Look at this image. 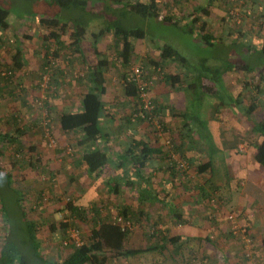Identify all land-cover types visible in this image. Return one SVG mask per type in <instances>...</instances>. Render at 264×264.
Masks as SVG:
<instances>
[{"label":"rangeland","instance_id":"obj_1","mask_svg":"<svg viewBox=\"0 0 264 264\" xmlns=\"http://www.w3.org/2000/svg\"><path fill=\"white\" fill-rule=\"evenodd\" d=\"M158 1L161 9L168 2V0ZM206 1L180 0L171 12L162 10L161 13L175 18L182 24L181 17L189 19L198 8L204 6ZM261 3L264 6V1ZM211 5L208 29L214 36L213 46L206 45L195 34H188L181 25L144 19L132 14L124 15V12L119 10L123 6H119L116 11L108 12V16H105L103 3H92L85 13L88 29L81 45L82 54L74 51L70 45L69 36L65 35L62 39L65 42V48L59 53V57L55 58L53 53L57 49L56 45L53 42L44 44L43 36L49 30L41 27L39 20L43 17H56L64 21L67 18L78 17L79 13L52 5L49 0H0V7L5 9V20L10 26L9 30L4 32V41L0 45V133H8L12 130L10 125L12 116H17L20 127L26 130L22 144L15 143L2 148L0 168L11 176L10 189L14 194L18 192V195H14L1 185L0 201H3L2 205L9 209L13 242L22 240L21 236L24 233L19 236V232L15 230V227L21 224L16 202L14 204L16 198L22 195L23 207H31L33 212L30 211L29 214L36 217L40 223L36 242L39 252L37 257L40 256L41 259L35 257L33 250L25 248V251L23 248L31 264L63 262L71 254V247L67 243L69 238L63 237L60 233L52 234L49 226L51 223L57 224L64 220L68 222L65 217L71 215L68 212L64 213L63 207L74 200L77 203H84L85 200L88 206L91 205L89 207L93 206L92 210L101 206L111 214L110 217L118 215L117 209L123 204L131 205L136 212L139 210L148 215L151 214L152 218L149 217L147 223L139 216V212L132 221L137 227L136 231L147 235L153 229L169 234L170 228H175L169 223L153 225L158 220L162 221L160 204H152L147 200L142 203L139 190L129 191L124 180L119 182L121 187L119 195L110 194L105 182L95 188V182L87 176L80 165V153L76 148L77 135L65 133L59 127L58 118L61 114L79 109L82 96L86 92L80 79L86 75L87 66L96 64L101 56L107 57L112 62V66L106 73L107 94L104 97L106 103L110 105L109 113L112 117L106 121L105 126L109 135L108 145L112 159L122 154L133 140L144 139L152 147L161 148L163 154L157 157L152 166L174 165L175 170L185 174V176H179V186L188 184V189L196 188V190L192 189L193 194L200 197L208 208H212L207 217L216 223H221L219 228L223 232L230 230L234 237L230 238V241H236L233 247L237 246L238 250L246 255L250 264H262L264 227L260 226L262 231L256 234L259 237L256 240V235L251 231L248 223L252 225L257 219H264V208L261 207L264 205V194L254 191L255 186L249 183L242 186L243 188L240 182H236L233 186L227 185L228 167L223 161L225 151L222 148H225L224 144L230 143L234 137L231 136L230 139L229 135L224 134L219 139L218 133L213 131L210 138L202 142L203 146L198 144L197 148L203 152L201 154L195 152L212 160L215 176L211 179L210 173L199 175L197 168L190 163L191 154L194 151L190 154L184 148L183 153L186 158L183 159L175 147L181 144V136L185 134L189 136V139L191 138L188 144L193 145V140L199 138L198 135H201L202 131L191 127L190 130L191 122L173 117L167 109L162 110L160 118L152 117L150 123L132 120L130 117L134 104L132 100L125 98L122 92L118 74L120 60H117L119 49L114 45V40H109L113 34H106L103 37V43L97 47L100 57L95 54L93 48V35H98L110 21H119L128 27L143 30L146 34L145 39L133 42L135 53L129 71L133 72V68L136 67L143 68L148 78L154 82L149 97L156 104L160 105L162 100L171 110L185 112L191 109L192 113L205 122L206 127L213 126L215 111L220 103L225 105L219 109L222 114L224 109L228 113L235 112L236 109H246L252 102L257 103L259 98L264 103V67L260 68L259 64L255 63L260 60L256 54L255 58H248L249 51L247 52L246 49L249 47L259 50L261 42L264 41V18H261L264 9L263 11L257 9L260 3L256 0H214ZM127 9L128 7L125 8ZM93 12L99 17H89V14ZM101 14L104 16L102 17ZM164 45L171 46L180 57L185 58L193 71H203L205 67L210 69L209 73H203L207 79H203L200 86L215 84L216 93L203 95L199 87L191 98L186 91V85H183V89L180 90L169 89L150 63V61L158 60L160 48ZM46 46L49 49L50 67L43 66ZM241 46L245 48L243 51ZM17 49H20L24 55L25 62L21 69L15 67L13 60ZM243 61L252 63L251 67L255 72L249 73L234 68V65H242ZM260 65L264 66V61ZM163 71L172 75L181 73L186 78L185 81H191L190 74L178 63L166 64ZM214 71L218 73L214 74ZM45 77H49V81L46 82ZM128 118L131 119L130 124L127 122ZM228 131L232 135L235 134L233 130ZM246 135V140H249L251 131L248 130ZM50 140L54 141L52 146H50ZM238 144L239 142L235 146L237 151L234 157L236 158L239 152ZM209 146L217 152L213 153L211 149L207 153ZM30 163L34 166L31 167ZM109 167L110 170L112 166ZM121 177L123 178V175ZM166 180L164 176H157L151 179V186L155 187L159 193L160 185L165 184ZM135 183L144 187L147 181L136 180ZM219 184H221L220 189ZM21 189L22 194L19 192ZM250 189L253 190V195L247 193ZM38 192L42 193L41 198H38ZM160 226L165 228L161 230ZM73 227L79 230L82 241L86 242L92 228L91 222L82 221ZM177 230L175 228L173 232ZM6 236L7 226L0 211V249ZM224 239H228L226 234ZM153 243L156 244L152 241L151 244ZM195 248L197 247L194 245L185 247L182 259L180 257L172 259L174 260L172 264L214 263L213 259L202 255L199 249L192 250ZM240 258L232 260L233 264L236 263L234 261L241 262ZM109 261L110 264H164V262H171V259L164 258L160 251H151L140 254L133 260L116 258Z\"/></svg>","mask_w":264,"mask_h":264},{"label":"trees","instance_id":"obj_2","mask_svg":"<svg viewBox=\"0 0 264 264\" xmlns=\"http://www.w3.org/2000/svg\"><path fill=\"white\" fill-rule=\"evenodd\" d=\"M52 5H58L60 8L66 10H73L79 13L76 18H67L64 21L59 20L56 17H43L39 20V25L43 28H47L49 31L46 35L43 36V42L49 43L53 42L56 45V50L53 53L55 58L59 57V53L65 48V42L62 40L65 35L69 36L70 45L74 48V51L77 54H82L81 45L83 40L86 37L88 22L85 20V13L88 10V7L92 3H103L105 16H108V12L116 11L121 7L123 14H132L143 17L144 19H155L171 25H181L188 34L199 36V38L206 43L208 46H213L214 36L208 29V18L210 17L211 3L214 0H207L204 6L198 8L195 13L190 16L189 19L186 17L182 18V24L175 18L168 17L166 19H161L162 10H167L171 12L176 4L180 0H168L164 5V8L160 6L158 0H49ZM126 4V5H124ZM115 8H114V7ZM128 7L127 10L125 8ZM6 11L0 7V45L4 41V32L9 30V24L5 20ZM103 15V16H104ZM102 16V14H101ZM100 16V17H101ZM102 16V17H103ZM95 17H99L95 15ZM261 18H264V14L261 15ZM183 25V26H182ZM112 33L114 45L117 49V60H120V68L118 71L119 80L121 83L122 92L125 98L133 101L134 109L131 114L132 120H137L139 123L142 122H151V118H160L162 110L167 109L169 113L175 117L180 118L188 123L191 122L192 126L189 128H196L202 131L201 135L198 136L204 140H208L211 136L210 131L207 129L205 122L201 121L194 113L190 111L178 112L176 110L168 109L166 105L156 104L153 100L151 101L153 109L151 110H140L143 107L142 100L140 99L139 90L137 84L133 81V72L129 71L131 68L133 57H134V40H144L146 34L143 30L135 29L128 27L121 22L110 21L107 23V26L100 30L98 35L94 36L93 48L95 54L100 57V53L97 50V41L100 38H103L106 34ZM262 45L259 50L251 49L247 47L248 58H255L258 56L260 58L258 63L260 68V63L264 61V41L261 42ZM241 51H243V46H241ZM49 49L46 46L45 53V62L44 67H50L51 61L49 58ZM257 58V59H258ZM15 67L21 69L24 65V55L20 49H17L16 54L13 58ZM172 62L178 63L186 72L190 74L189 79L191 81H185L186 78L182 76L181 73L172 75L164 73V67L166 64H171ZM244 62V61H243ZM153 70L160 75L161 80L165 85L171 90H180L183 89V85H186V91L189 92L191 98H193L194 92L200 87L203 95L206 93L215 94L216 87L215 84L201 85L203 79H207L204 76L205 73H209L211 70L204 68L203 71L195 70L193 71L185 58L180 57L176 51L169 45H164L160 48L158 60L150 61ZM252 63L244 62L242 65H234V68L239 71L255 72L251 67ZM112 66V62L105 56H101L98 62L94 65L87 66L86 75L80 79V82L84 84L86 92L82 96L80 107L74 112H65L61 114L58 118V124L60 129L68 134L77 135L76 148L79 150V161L80 165L91 178L97 188L101 183L107 184V189L110 194L119 195L120 184L119 182L124 180L126 187L129 191L135 189L139 190L141 185L135 183L136 180L140 182L147 181L150 187V191L146 190L143 198H150L147 194H151V178L146 177L145 171L154 164L157 157L163 154L161 148L152 147L144 139L133 140L131 145L125 148L122 154L116 155L112 159V154L110 147L108 145L109 135L106 132V121L109 118H112L109 110L110 105L106 103L104 97L107 94V79L106 73ZM259 68V69H260ZM145 73V72H144ZM218 72L214 71V74ZM261 71L259 72V74ZM264 73V72H263ZM145 80L151 81L152 85L150 91L154 86V82L148 78L145 74ZM199 84V86H198ZM150 94V93H149ZM202 99V96H201ZM192 101V100H191ZM238 104V102L236 103ZM224 103L218 105V109L215 111V117L220 114L219 109L223 108ZM259 106L252 102L249 107H247L246 114L249 119L252 131L261 137V140L256 144V154L255 161L257 164L264 168V121H255L253 118V113ZM143 117L140 115L141 113ZM131 119L128 118V124L131 123ZM10 125L12 130L8 133H0V159L3 156L2 148L11 146L12 144L19 143L22 144V140L25 138L26 130L20 127L17 116H12L10 119ZM190 128V130H191ZM153 130L155 128L153 127ZM181 144L175 149L179 151L181 157H184V148L185 142L188 143L189 136L187 134L181 136ZM198 145V143H197ZM195 145V147L197 146ZM212 148L209 146L208 150ZM34 151L33 148H31ZM191 151H194L193 149ZM212 152L216 153L217 151L212 149ZM187 160V159H186ZM39 162V161H38ZM191 163V162H190ZM14 164V163H13ZM192 165V164H191ZM212 160L209 158L206 162H202L196 166L197 172L199 175H204L207 172H212ZM30 166L33 167L34 165ZM109 166H112L109 170ZM175 169L173 165L171 169ZM172 169V170H173ZM119 172V174H118ZM123 175V178L121 177ZM119 179V180H118ZM134 179V181H133ZM3 185L11 193L12 180L11 176L3 171L0 168V186ZM15 192V191H14ZM21 194L23 190L19 191ZM14 194V193H13ZM41 192H38V198H41ZM18 195V192L16 194ZM166 196V195H165ZM153 197V195H152ZM22 195L19 198H16L18 215L20 219V225L15 227V230L19 232L22 240L13 242L12 240V225L9 219V209L2 205L3 201H0V211L4 216V221L7 226V236L0 249V264H31L28 261V257L25 253V248L28 250H33L35 257H37L38 244L36 242L39 222L36 220V217H32L29 213L33 212L31 207H23ZM40 200V199H39ZM151 200V199H150ZM155 201V194L152 201ZM163 201V200H158ZM73 202L68 203V205L63 207L64 213H69L70 217H65L68 222L65 220L59 223H51L49 226V231L52 234L60 233L63 237L68 238V231L75 229L73 226H76L79 222H91L92 228L90 229L89 236L80 247L75 246L72 241H67L71 247V254L63 262H49V264H107L109 259L112 258H123L126 260H133L138 257L140 254L149 253L151 251L157 250L159 247L155 246L152 243L156 239L161 240V242L172 243L178 252L176 253L177 257L182 259V249L185 247L183 244H178V238H172L169 234L163 233L157 229H153L152 232L147 235L146 233L134 231V235L139 237L142 241L139 249H135L131 243V236L129 233L122 231L119 226L112 225L109 221L105 223L103 218H101V213L98 210V207H95L93 210L88 206V203L85 202ZM132 209V208H131ZM127 206H119L117 211L118 215L123 217L125 220L133 221L137 212L132 211ZM93 213V217L91 216ZM64 218V219H65ZM72 227V228H71ZM17 235V234H16ZM67 240V239H66ZM24 248V250H23ZM162 249V248H161ZM181 253V254H180ZM41 259L40 256L37 257Z\"/></svg>","mask_w":264,"mask_h":264},{"label":"crops","instance_id":"obj_3","mask_svg":"<svg viewBox=\"0 0 264 264\" xmlns=\"http://www.w3.org/2000/svg\"><path fill=\"white\" fill-rule=\"evenodd\" d=\"M260 1L262 2L264 0H260ZM256 2L260 3V6L258 5L257 9L263 11L264 9L263 4L258 0H256ZM89 15H90L89 17L93 16V18H95L96 14L93 12L90 13ZM103 39L104 38L98 39L97 47L103 43ZM109 40L113 41V37ZM137 41H141V40H137ZM260 45H262V43ZM255 49L258 50V48ZM256 104L257 105L259 104L258 106L261 105L260 106L261 108L259 107L256 110V112L253 113V118L255 119V121H264V103L261 102L259 98ZM161 105H164V101L162 100H161ZM227 113L228 112L224 109L223 114L220 112L218 116L214 117L212 122L213 126L207 125V129L211 132V135L212 133H214L213 131H216L218 133L216 134L217 136H219V139L220 136L224 134L229 135L230 139L231 136L234 137L233 140L230 141V143L224 144L225 148H222L225 151L223 161L224 163L226 162L228 167V171L226 174L228 178L227 185L233 186L236 182H240V186L241 188H243L242 186L249 183L252 186L253 185L255 186L254 191H257L259 194H264V168L259 164H257L255 161L256 144L261 140V137L252 131L249 119L247 118L248 115L246 114L245 108L236 109L235 112L229 111V113L228 114ZM228 130H233L235 134L232 135L228 133L229 132ZM248 130L251 131V135H250V139L246 140V136H247L246 133H248ZM189 140H191V138ZM193 141H194L193 145L187 143L185 144V148L190 154L192 153L191 150L192 149L194 150V153L191 154L192 156L190 161L191 164L194 167H196L198 166V164L202 162L204 163L207 160H209V158L206 159L205 157H202V155L200 154L203 151L197 148L198 146L197 143L200 146H203L202 142L203 141L206 142V140L199 137L194 139ZM237 142H239L237 146L239 152H238V157L236 158L234 156H236L235 152L237 150L235 146ZM195 145H197L196 148ZM195 151L200 154H197ZM206 152L208 153L210 151L207 150ZM152 165L148 168L147 171H145L146 177L154 179L155 177L161 175L167 178L165 184H163V181H161L163 185H160L158 189L159 193L157 192V189H155V187L153 188V186H151V194L150 192L147 194L150 197L148 199H146L147 197L143 198V196L146 195L144 194L146 190L150 191V187L148 186L149 184L147 183L146 186L139 187V194L141 195L140 201H142V203H144V201L147 200L149 203L152 204L158 203L161 206L162 216L160 218H162V221L158 220V222L154 223L153 225L157 226L158 223L159 224L169 223V225H172V227L177 228L178 230L175 232H173V229L175 228L172 229L170 228L169 236L172 238H178L179 239L178 244H183L185 245L186 248L189 246L193 247V245L196 246L197 248L192 250L199 249L202 255L213 259L214 262V263L212 262L213 264H233L232 260L239 257H241L240 258L241 262L234 261L236 262L235 264H250L251 262H249L246 259V255L242 253V251H239L237 246L233 247L234 245H236V241H230V238H234L232 237L230 230L227 229L226 232H223L219 228L221 226V223H216V221H212L210 220V218L207 217V215L211 212L212 208L211 207L208 208L200 197L193 194L196 188H192L194 189L192 191V189L187 188L188 184H185L183 187L179 186V179H180L179 176L180 175L185 176V174H180V172H178L173 168L172 170L171 165L170 166L167 165L168 167H165L166 165L159 166V164L155 166ZM213 173L214 172L212 168L211 179L215 176L213 175ZM220 185L221 184H219L218 186L219 189H220ZM247 191H248L247 193L253 195L252 194L253 190L250 189ZM154 194H155V201L154 200L152 201ZM158 200H163V201L161 202ZM123 206H127L130 209L132 208L131 205H127V204H123ZM97 207L99 212L101 213V218H103L105 223L108 221L110 222V220L114 218V217H110L111 214H109L108 211L104 210L101 206L100 208L99 206ZM238 207L240 209L239 205ZM261 207L263 209L264 205H261ZM131 210L136 212V210H134L133 208ZM137 212H139L138 213L139 216L142 218V220L145 223L149 222V217L152 218L151 214L148 215L147 213H144L139 210ZM106 217L108 218L106 219ZM157 217L159 218L158 215ZM248 225H250L249 227L251 231L254 233V235H256L260 233V231H262L261 228L264 227V219H257L252 223V225L249 223ZM260 226L262 227L260 228ZM226 227H228V225H226ZM159 228L163 230L165 227L160 226ZM225 234L228 237V239L226 240L224 239ZM136 235L137 234L134 235V232L129 233V236H131L130 240L132 245L134 246L135 249H139L140 245L142 244V241ZM258 238H259L258 235H256L255 239L258 240ZM262 240H263L262 245L264 246V237L262 238ZM155 242L156 245L155 244L154 245L158 246L159 248L154 252L160 251V253H163L164 258H166L167 260L171 259V262L169 263L164 262V264H172L174 261V260L172 261V259H177L176 253L178 252V249L172 246V243L170 242H167L166 245H164L165 243L161 242V240L159 239H156ZM184 248L181 251L182 254ZM232 251H234V253ZM114 259L116 258H112V260ZM110 263L111 262L108 261L107 264ZM262 264H264V250H263Z\"/></svg>","mask_w":264,"mask_h":264},{"label":"built area","instance_id":"obj_4","mask_svg":"<svg viewBox=\"0 0 264 264\" xmlns=\"http://www.w3.org/2000/svg\"><path fill=\"white\" fill-rule=\"evenodd\" d=\"M166 18H168V16L161 15L162 20ZM132 71H133V81L137 84L140 99L142 100V103H143V107H141L142 108L141 110L153 109L154 105L151 102L152 99L149 97L152 82L145 80V73L142 67L133 68ZM45 80L46 82L49 81V77H45ZM140 115L143 117L142 113ZM48 132L49 131H47V135H49ZM49 143H50V146H52L54 144V141L50 140ZM90 217H93V214H91ZM110 223H112V225L119 226L122 229V231H125L127 233H132L135 230H137V227H135V225L131 221L125 220L123 217L119 215H116L113 219H111ZM68 238L77 247H80L84 244V241H82V238H81V235L78 229L69 230ZM246 242H249V240H246ZM189 264H194V263L190 262Z\"/></svg>","mask_w":264,"mask_h":264}]
</instances>
